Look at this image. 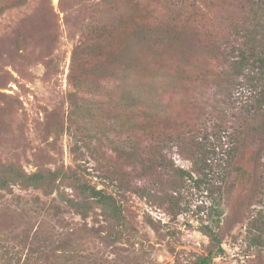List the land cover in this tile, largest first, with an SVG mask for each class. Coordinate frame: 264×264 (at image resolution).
Instances as JSON below:
<instances>
[{"label": "rangeland", "instance_id": "374dc122", "mask_svg": "<svg viewBox=\"0 0 264 264\" xmlns=\"http://www.w3.org/2000/svg\"><path fill=\"white\" fill-rule=\"evenodd\" d=\"M137 4L146 13L136 19ZM102 22H117L107 50L86 56L92 72L68 96L73 47ZM248 42L264 43L260 0H0V165L75 171L113 193L126 218L116 226L98 208L82 217L58 180L0 188V264H193L210 243L199 230L209 222L197 208L209 204L205 193L191 189L188 211L171 219L117 186L119 173L139 183L133 160L156 138L190 168L172 144L192 129L202 140L221 134L223 147L238 136L236 165L247 172L219 206L223 251L211 264H264V131L244 109L251 71L231 56Z\"/></svg>", "mask_w": 264, "mask_h": 264}, {"label": "trees", "instance_id": "16d2710c", "mask_svg": "<svg viewBox=\"0 0 264 264\" xmlns=\"http://www.w3.org/2000/svg\"><path fill=\"white\" fill-rule=\"evenodd\" d=\"M260 1L264 4V0ZM143 13H146L145 8L137 4L136 19L140 18ZM131 20L125 19L122 23L129 26ZM116 23L102 22L92 30L90 37L80 40L73 47L68 73V81L73 89L68 91V96H74V91L83 85L85 75L92 72L90 67H85L86 56L107 50V39L110 37V31L112 35L115 32ZM133 28L137 38L142 36L143 30L139 23L133 25ZM231 56L236 69L246 67L251 71L247 77L253 85V89L251 88L253 95L249 105L244 109L247 115H250H248L250 119L256 115L261 118L255 127H259L256 133H260L264 131V43L257 46L248 42L245 48L233 50ZM212 137L213 141L209 136H205L202 140L194 129L187 131L183 136H175V142L172 145H175L178 152L190 161L191 167L188 169L176 165L166 153L167 147L169 148L167 142L156 138L157 142L152 145V149L147 151V156H138L133 160L141 167L138 174L139 183L123 173H119L120 177L117 181L119 189L131 191L150 204L157 205L171 219H177L180 214L188 211L190 206L186 195L191 193V189L205 193L209 204L201 202L202 204L197 208L199 212L206 214L205 219L209 222L205 223L202 219L199 230L209 238L210 243L206 254L200 256L193 264H211L213 257L223 251L219 236L223 211L219 206L223 196L235 187V179L240 181L247 173L242 166L236 165V161H239L243 155L242 150H239L238 136L233 137L234 144L226 147H223L221 134L213 132ZM107 178L113 180L112 177ZM57 180L72 188L76 196H67L64 200L82 217H86L93 208H98L105 221L112 222L116 226L124 223L126 218L123 214L122 202L113 193L89 183L75 171L38 168L36 171L27 173L12 164L0 165V188L2 189L14 183L48 189L53 188ZM147 222L155 231L158 230L159 226L150 218H147ZM59 240L60 245H66V238ZM45 255V252H39V257Z\"/></svg>", "mask_w": 264, "mask_h": 264}]
</instances>
